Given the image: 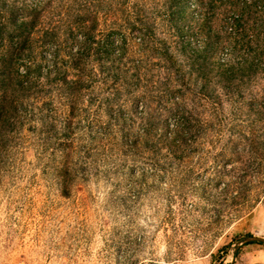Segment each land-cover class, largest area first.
Here are the masks:
<instances>
[{
    "label": "trees",
    "instance_id": "16d2710c",
    "mask_svg": "<svg viewBox=\"0 0 264 264\" xmlns=\"http://www.w3.org/2000/svg\"><path fill=\"white\" fill-rule=\"evenodd\" d=\"M29 121L63 195L193 177L229 223L264 202V0H0V167ZM206 142L228 159L203 180Z\"/></svg>",
    "mask_w": 264,
    "mask_h": 264
},
{
    "label": "rangeland",
    "instance_id": "374dc122",
    "mask_svg": "<svg viewBox=\"0 0 264 264\" xmlns=\"http://www.w3.org/2000/svg\"><path fill=\"white\" fill-rule=\"evenodd\" d=\"M185 103L210 108L196 96ZM231 109L224 114L233 112L235 124L248 126L238 117L245 107ZM208 118L217 117L208 112ZM39 129V122H25V142L0 167V264H264V242L243 241L264 238V202L223 224L216 207L189 191L199 184L193 177L156 180V187L135 194L90 178L63 195L56 175L38 159ZM217 147L204 143L202 156ZM214 159L195 157L190 164L205 180L228 157Z\"/></svg>",
    "mask_w": 264,
    "mask_h": 264
},
{
    "label": "water",
    "instance_id": "95a60500",
    "mask_svg": "<svg viewBox=\"0 0 264 264\" xmlns=\"http://www.w3.org/2000/svg\"><path fill=\"white\" fill-rule=\"evenodd\" d=\"M244 242H251V241H262L264 242V238L261 237H254V236H248L243 239ZM237 251V246L235 247V252Z\"/></svg>",
    "mask_w": 264,
    "mask_h": 264
}]
</instances>
